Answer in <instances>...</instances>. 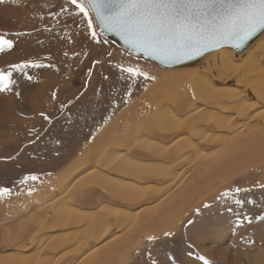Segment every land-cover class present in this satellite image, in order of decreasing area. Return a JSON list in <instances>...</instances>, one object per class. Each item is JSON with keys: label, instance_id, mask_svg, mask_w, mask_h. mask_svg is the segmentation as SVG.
<instances>
[{"label": "bare ground", "instance_id": "6f19581e", "mask_svg": "<svg viewBox=\"0 0 264 264\" xmlns=\"http://www.w3.org/2000/svg\"><path fill=\"white\" fill-rule=\"evenodd\" d=\"M13 1L19 8L1 13L13 25L53 2ZM210 55L196 70H139L157 80L154 91L92 141L47 187L44 202L0 224V264H120L142 235L172 234L192 201L214 187L264 191V33L241 53ZM121 149L131 160L115 154Z\"/></svg>", "mask_w": 264, "mask_h": 264}, {"label": "rangeland", "instance_id": "374dc122", "mask_svg": "<svg viewBox=\"0 0 264 264\" xmlns=\"http://www.w3.org/2000/svg\"><path fill=\"white\" fill-rule=\"evenodd\" d=\"M52 1L49 10L36 9L21 20H12L14 25L1 13L16 3H0V35L13 42L11 49L5 46L0 53V71L12 72L10 86L0 92V191L7 189L0 198V224L13 220L28 204L44 202L49 195L46 189L54 186L92 141L154 91L157 80L145 75L131 77L123 68L148 69V73L170 70L118 46L93 19L94 41L86 20L77 17L76 23H67L61 5L64 9L69 5L64 0ZM116 58L121 65L114 62ZM206 58L212 62L209 54L178 69H199ZM23 64L28 66L22 70L11 67ZM37 64L41 66L35 67ZM40 85L49 91L39 93ZM212 153L202 151L195 157ZM115 154L130 159L125 149ZM152 188L163 192V186ZM247 189L240 185L222 190L214 187V192L192 201L190 210L172 225V234L142 235L120 264H204V260L209 264H254L264 257V191L257 186ZM132 212L136 216L137 212L129 211L128 219L134 218Z\"/></svg>", "mask_w": 264, "mask_h": 264}, {"label": "snow or ice", "instance_id": "6c2138e0", "mask_svg": "<svg viewBox=\"0 0 264 264\" xmlns=\"http://www.w3.org/2000/svg\"><path fill=\"white\" fill-rule=\"evenodd\" d=\"M69 5L67 23L77 17L87 21L91 38L93 19L105 30L117 32L133 48L146 55L173 59L221 40L237 46L255 32L264 30V0H64ZM3 3V0H0ZM97 43L99 41H96ZM13 47L0 35V53ZM27 64L12 65L23 69ZM40 67L41 65H34ZM131 77L143 75L138 69L123 68ZM11 71H0V92L11 84ZM31 79V77H29ZM55 93L53 97L55 98ZM43 115V114H42ZM48 120V117H44ZM35 180L36 177H31ZM239 191V189H237ZM7 189L0 191V198ZM242 201L237 200V204ZM230 210V209H229ZM165 235H168L167 233ZM199 259L204 260L203 257ZM204 264H209L204 260Z\"/></svg>", "mask_w": 264, "mask_h": 264}, {"label": "water", "instance_id": "95a60500", "mask_svg": "<svg viewBox=\"0 0 264 264\" xmlns=\"http://www.w3.org/2000/svg\"><path fill=\"white\" fill-rule=\"evenodd\" d=\"M98 28H100V30L102 31V33L111 41H114V43H116L118 46L126 49V51H130L132 53H134L135 55L138 56H143L147 59L152 60V62H156L159 65L167 68V69H175V68H180V67H184L187 65H190L191 63H195L196 61L200 60L201 58L205 57L206 55L222 49V48H231L234 49L236 52H243L246 48H248L252 43H254L263 33L264 30H259L257 32H255V34H253L250 38L243 40L239 43V46H237V42L236 41H232V40H221L215 44H209L201 49H199L198 51H194L190 54L187 55H181L179 57L173 58V59H168L165 58L163 56H159V55H154V56H149L146 55L143 51L135 49L133 47H131L124 38H122V36L120 34H118L115 31L112 30H105L104 28H102L99 23H97Z\"/></svg>", "mask_w": 264, "mask_h": 264}]
</instances>
